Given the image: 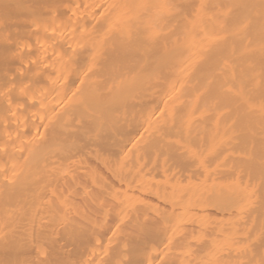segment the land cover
Masks as SVG:
<instances>
[{
	"label": "bare ground",
	"instance_id": "6f19581e",
	"mask_svg": "<svg viewBox=\"0 0 264 264\" xmlns=\"http://www.w3.org/2000/svg\"><path fill=\"white\" fill-rule=\"evenodd\" d=\"M0 264H264V0H0Z\"/></svg>",
	"mask_w": 264,
	"mask_h": 264
},
{
	"label": "rangeland",
	"instance_id": "374dc122",
	"mask_svg": "<svg viewBox=\"0 0 264 264\" xmlns=\"http://www.w3.org/2000/svg\"><path fill=\"white\" fill-rule=\"evenodd\" d=\"M1 9H6V7L5 6H2Z\"/></svg>",
	"mask_w": 264,
	"mask_h": 264
}]
</instances>
